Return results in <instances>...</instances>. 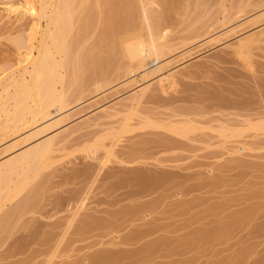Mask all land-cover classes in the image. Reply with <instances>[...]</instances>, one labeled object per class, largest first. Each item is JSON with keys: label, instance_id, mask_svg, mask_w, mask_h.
I'll return each instance as SVG.
<instances>
[{"label": "rangeland", "instance_id": "obj_1", "mask_svg": "<svg viewBox=\"0 0 264 264\" xmlns=\"http://www.w3.org/2000/svg\"><path fill=\"white\" fill-rule=\"evenodd\" d=\"M152 1L154 10L166 12L169 17L165 16L177 49L195 47L211 33L229 31V42L234 43L243 36L260 37L264 29V0ZM89 5L94 3L89 1ZM224 10L227 16L223 21ZM86 13L81 11L79 19ZM100 15L95 9L90 27L82 30L73 63L78 61L79 53L82 57L88 53L85 51H96L94 45L102 30ZM21 22L0 19V73L17 56L16 39L24 35L29 24ZM196 28H200V34L189 36ZM130 31H122L117 38ZM262 37L251 46V52L247 50L250 57L236 54L234 48L217 46L203 53L202 58L188 61L182 73L171 70L142 83L133 84L123 74L110 71V79L88 86L82 98L71 101L63 114L52 107L51 115L41 119L31 131L22 130L1 140L0 161L39 138L62 130L66 123L60 126L57 118L81 109V100L122 88L121 97H125L147 84L150 89L146 101L139 107V111L144 107L145 114L140 112L139 116L148 119L155 113L148 119L152 121L169 115L176 120L189 118L194 130L199 128L192 130L188 139L178 138L161 127L157 117L154 120L161 128L142 129L136 125V131L127 132L126 139L116 144L114 154L118 156L112 155L109 160L101 156H106V149L101 147L102 152L86 154L84 147L110 127L118 129L121 119H102V125L76 133L69 146L66 142L67 148L56 153L55 164L41 174L39 179L45 185L37 194L34 207L15 218L11 232L0 236V264H92L95 256L117 251L126 254L109 258L103 264H264V135L246 132L244 136L253 149L236 152L235 159L226 151H235L232 145L240 137H219L220 127L227 120L237 127L240 122L246 124L243 119L247 116H264ZM101 49L109 48L102 43ZM212 124H218L219 129ZM35 130L38 134L26 140L27 134ZM222 139L228 140L225 147L224 141L218 142ZM172 140L173 145H169ZM110 142L105 139L106 144ZM221 148L224 157L220 155ZM91 154L96 159L90 158ZM140 172L147 173L150 179L143 183ZM82 201L83 207L77 212ZM138 230L141 233L134 236ZM150 244L154 248L145 251L144 247Z\"/></svg>", "mask_w": 264, "mask_h": 264}, {"label": "bare ground", "instance_id": "obj_2", "mask_svg": "<svg viewBox=\"0 0 264 264\" xmlns=\"http://www.w3.org/2000/svg\"><path fill=\"white\" fill-rule=\"evenodd\" d=\"M89 1L91 5L93 3L94 5L88 6ZM91 1L0 0L1 20L14 21V23H22L21 21L24 20L29 22L24 35H20L19 39H16L19 49L15 60L6 70L0 73V141L22 130L31 131L38 126L41 119H47L51 115L52 107H56L63 114L71 101L82 98L88 86L110 79V71L115 72L117 75L123 74L133 84L142 83L150 81L167 71L172 70V72L182 73L188 61L202 58L203 53L217 48V46L234 48L236 54L244 56V54H248L247 50L250 49L249 52H251V48H253L251 46L263 40L262 36H264L263 29L260 31V37L243 36L237 38L234 43H230L231 35L229 31L219 35L211 33L195 47L186 50L177 49L172 42L171 30L168 27V20H166L169 17L166 16V12H158L155 9L156 12L151 6L152 0H93V3ZM104 8H106V11H104ZM95 9L101 14L100 22L102 25L100 37L94 45L96 51H85L88 53H85L82 57L79 53L78 61L73 63L74 50L81 44L82 30L86 31L90 27ZM83 10L87 13L82 19H79V14ZM221 14V19L224 21L227 12L225 13L224 10ZM138 16L142 19L140 23L138 21L141 19L138 20ZM200 26H202V23ZM199 29H193L188 35L191 37L198 36L200 34ZM124 30L131 31L127 36L117 38V35ZM102 43L106 44L107 49L109 48L110 51H108L109 49L102 51ZM248 56H246L247 59H249ZM250 60L253 61V59ZM149 89L150 85L148 84L140 85L129 96L121 97L122 88V90L116 89L115 92L109 95L100 96L99 93L98 97L92 96L93 99L81 100L78 103L79 105L84 104L81 109L57 118V123L60 126L62 123H66H64L65 127L63 125V129L61 128L63 131H58V134H49L42 139L39 138L30 143L29 146L27 145L25 148L15 151V153L0 161V236L2 237L4 232H11L12 222L15 218H20L24 212L26 213L28 209L34 207V203L37 201L36 196L39 195V192H42L45 185L39 179L41 174L46 169L51 168L52 164H55L56 153L60 150L62 152L66 142L68 144L70 138L76 133V135L80 134L83 129L98 125L102 122V119L111 121L110 118L116 116L119 118L118 121L121 119L118 129L117 126L114 128L116 130L110 127L107 133L103 132L105 135L102 134L100 137L98 135L99 138L95 135L97 139L94 136L96 140L94 139L93 143L84 145L86 154L102 152L101 147L106 149V156L101 154L104 159L107 157L106 160L115 155L116 144L123 138L126 139L124 136H127V132L136 131L134 128L138 124L142 129H145V127L152 128L150 126L164 127L169 130L168 132L173 133L172 135L175 134L177 137L181 136L180 138L185 137L186 139H188L192 130L194 132L199 129L195 125L194 130L193 120H189V118L184 120L185 118L179 117L182 120H176L175 117L172 119L173 115H169L162 118L164 119L163 122L161 117L157 116L161 120H157V122H162L160 123L162 124L161 127H159V124L154 120L157 117L153 118L155 123L152 119L148 120L151 116L156 115L155 113H151L153 115H150L148 119L146 116H139L140 112H142L141 115L145 114L143 113L145 110L142 111L144 108H142L144 106L142 103H145L144 98H146ZM140 105H142L141 111H139ZM182 116H185V113ZM257 116L254 117L256 119L252 116L254 120L247 116L248 120L247 117L243 119L244 121L241 120L243 122L246 120V124L243 125L240 122L243 126L240 124V127L238 124V128L236 124L235 126L232 124V126L227 123L228 120L225 121L227 124L225 126L220 127L221 123L220 126L217 124V129L221 128L219 130L220 136H217L221 138L235 136V138L240 137L241 139L239 141H234L235 138L232 140L234 143L239 142V145L235 143L236 147L235 144L232 145L233 150L236 148L235 151H230L232 148H227L229 151L225 149L227 153L232 154V158L235 159L236 152L253 149L250 140L244 136L246 132L254 131L253 134L256 132L255 136L264 135V118H261L264 116H259L260 119H257ZM168 118H171V120L168 121ZM136 119L138 120L137 124L135 123ZM107 123L105 122V124ZM217 125L213 126L212 124L214 129ZM229 125L236 128L227 127ZM37 134L38 131H32L27 134L25 139L27 140ZM243 136L246 139L241 138ZM91 138L90 141L93 140V137ZM107 138L111 139L109 145L106 144L107 142L105 143ZM191 140L194 139L191 138ZM221 141H224V144ZM227 141L222 139L218 142L225 147ZM170 142L169 145H173V140ZM75 144L77 145V143ZM223 152L222 149L223 155H220L224 157ZM234 152L235 154H233ZM241 152L238 154H242ZM92 154L90 158L95 156ZM134 155L136 156V154ZM116 156H118L117 153L114 158ZM132 157H134L133 154ZM94 158L96 159V157ZM146 174L139 173L142 182L144 181L143 183L150 179ZM83 204L82 201L77 207V212L83 207ZM140 233L139 230L133 232L134 236ZM154 246L153 244L146 245L144 250L151 251ZM125 254L124 251L104 252L95 256L92 259V264H103L109 258H118L125 256Z\"/></svg>", "mask_w": 264, "mask_h": 264}]
</instances>
